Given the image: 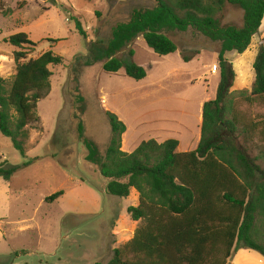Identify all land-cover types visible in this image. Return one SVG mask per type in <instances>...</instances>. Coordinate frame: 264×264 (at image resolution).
Segmentation results:
<instances>
[{"label": "rangeland", "instance_id": "374dc122", "mask_svg": "<svg viewBox=\"0 0 264 264\" xmlns=\"http://www.w3.org/2000/svg\"><path fill=\"white\" fill-rule=\"evenodd\" d=\"M155 4V0H0V78L10 81L15 74L12 54L16 49L3 42L9 36L23 33L35 44L25 47L27 59L46 52L63 58L61 65L48 66L49 91L36 104L38 123L28 128L25 158L0 134V164L21 166L31 161L9 181L0 178V264H107L113 250L132 237L135 230L129 229L132 221L127 208L138 205V194L131 191L127 199L106 194L107 181L85 161L78 125L102 154L110 138L104 112H110L128 129L122 151L133 152L132 142L146 140L147 132L157 126L174 128L171 120L181 110L193 112V101L212 95L218 76H207V87L196 75L217 66L219 44L191 29L174 31L166 36L176 52L158 56L138 37L115 57L126 62L131 50V61L146 71L141 81L126 77L123 69L116 74L103 72L105 60L86 67L77 59L89 56L91 44H107L112 28L128 21L132 11ZM77 21L83 34L76 28ZM242 23L241 10L224 9L221 25L240 27ZM261 31L264 35V21ZM255 39L243 56L252 74ZM225 57L238 73L240 55L231 52ZM232 88L231 92H240ZM236 110L248 122L264 115L259 103L241 102ZM238 135L264 170L258 132L249 128L243 132L238 126ZM58 193L61 196L47 201ZM251 258L237 251L228 264H261Z\"/></svg>", "mask_w": 264, "mask_h": 264}, {"label": "trees", "instance_id": "16d2710c", "mask_svg": "<svg viewBox=\"0 0 264 264\" xmlns=\"http://www.w3.org/2000/svg\"><path fill=\"white\" fill-rule=\"evenodd\" d=\"M155 3L151 9L132 11L128 21L112 28L107 44H91L89 56L77 59V63L88 67L105 60L103 72L116 74L123 69L126 77L141 81L146 71L131 61L133 52L128 51L126 62L116 54L141 37L156 55L167 56L177 49L166 35L191 29L219 44V82L215 98L202 106L200 139L191 152L177 153L175 140L157 143L150 139L124 153L121 137L126 127L116 115L105 111L110 138L100 154L78 125L87 152L85 161L107 181L106 194L118 199H127L131 189L138 194V205L127 208L137 228L129 241L113 250L107 264H228L239 250L254 251L264 258V170L238 135V126L243 132L248 128L258 132L262 141L259 158L264 161V115L248 122L236 110L241 102L264 106V47L258 48L252 65L254 80L249 93L231 92L236 75L224 58L227 52L241 55L248 49L264 17V0ZM227 6L242 11L240 27L221 25ZM76 28L83 34L78 21ZM3 42L16 50L12 54L14 76L10 81L0 78V134L25 158L28 128L38 123L36 104L49 91L52 74L48 66L61 65L63 58L46 52L27 59L25 47L35 44L23 33ZM183 60L188 61L186 57ZM30 163H1L0 178L9 181ZM59 196L61 193L47 201Z\"/></svg>", "mask_w": 264, "mask_h": 264}, {"label": "crops", "instance_id": "0c3cea01", "mask_svg": "<svg viewBox=\"0 0 264 264\" xmlns=\"http://www.w3.org/2000/svg\"><path fill=\"white\" fill-rule=\"evenodd\" d=\"M263 21H264V17L261 21V25L258 29V33L255 34L251 40V41H253L254 38H256L254 41V45L252 46V50H255V53L253 54L254 58L250 59L251 63H253L255 60L258 48L260 46L264 47V35L261 31ZM248 49H249V47H248ZM248 49L243 54H241L238 59H236V65H237V72L238 73L235 72L236 73V81H235L234 86L232 88L233 91H241L243 89H249L250 90V87L253 83L254 73L252 74V70L246 69L245 59L243 57L244 54L248 51ZM228 53H231V52H227L224 54L225 59H226L225 56ZM215 55L217 57L218 53ZM213 65H211V67ZM233 66H234V64H232V67ZM203 67H207V65H203ZM207 76H212V77L218 76L217 77L218 81H217V84H215V86H214V90L212 92V95L206 94L204 98L193 101L195 103V108H194L193 112H189L188 110H185V109L181 110L180 116L176 120H171L172 124L175 125L174 128H169V127L165 128L162 126H160V127L157 126L154 130H152V131L150 130L149 132H147L148 138H146V140L152 139V140H155L157 143H162V142H165L167 140H175L178 143L177 149H176L177 153L191 152V151H194L196 149L198 142H199V139H200L202 106L205 102H207L209 100H213L215 98L216 89H217L218 82H219V73L218 72L213 73V72H211V70H209L208 72H205L203 74L196 75V80L198 82H201V81L204 82L205 84H207L206 86L208 87V80L206 79ZM127 130L128 129L126 128V132L121 137V150L123 149V146L125 144V135L127 133ZM146 140L140 139V140H138V142L136 141L135 144H134V142H132V144L135 145V148H136L142 141H146ZM131 191H133L135 194H137L135 190L131 189ZM136 202L138 204V197L136 199ZM137 225H138L137 222L132 221V224L130 225L129 229L133 228L135 230L137 228ZM239 254L240 255L241 254L246 255L247 257H249L251 254V255H253V258H251L253 261H261V264H264V258H262L257 253L254 254V252L252 253V252H247L246 250H239Z\"/></svg>", "mask_w": 264, "mask_h": 264}, {"label": "built area", "instance_id": "2783aa9c", "mask_svg": "<svg viewBox=\"0 0 264 264\" xmlns=\"http://www.w3.org/2000/svg\"><path fill=\"white\" fill-rule=\"evenodd\" d=\"M211 72H213V73L218 72V69H217L216 65L211 67Z\"/></svg>", "mask_w": 264, "mask_h": 264}, {"label": "water", "instance_id": "95a60500", "mask_svg": "<svg viewBox=\"0 0 264 264\" xmlns=\"http://www.w3.org/2000/svg\"><path fill=\"white\" fill-rule=\"evenodd\" d=\"M43 1H46V0H43Z\"/></svg>", "mask_w": 264, "mask_h": 264}]
</instances>
